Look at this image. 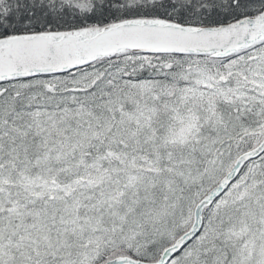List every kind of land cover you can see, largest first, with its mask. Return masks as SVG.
<instances>
[{"label": "snow or ice", "instance_id": "snow-or-ice-1", "mask_svg": "<svg viewBox=\"0 0 264 264\" xmlns=\"http://www.w3.org/2000/svg\"><path fill=\"white\" fill-rule=\"evenodd\" d=\"M0 264H264V0H0Z\"/></svg>", "mask_w": 264, "mask_h": 264}]
</instances>
